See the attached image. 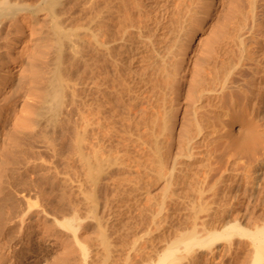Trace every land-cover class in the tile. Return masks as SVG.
I'll return each instance as SVG.
<instances>
[{"label":"rangeland","instance_id":"rangeland-1","mask_svg":"<svg viewBox=\"0 0 264 264\" xmlns=\"http://www.w3.org/2000/svg\"><path fill=\"white\" fill-rule=\"evenodd\" d=\"M25 1H26V3H25ZM25 1H24V3L26 5H27V3H31L34 1L33 3L28 5V6H30V9L32 10V11L29 10L30 16H28L29 14H27V22H28L27 24H29V25H27V27H29V28L24 29L25 33H26V34L24 33V36L21 35L22 36L21 38H24V42L28 36H30V38H31L30 39L28 37L31 41V42H29V44H28V41H29L28 38H27L26 44L24 43L25 46L28 44L26 46L28 48V50L25 47L26 51H24L25 50V48H23L24 44L23 45L21 44L22 39L20 40L21 43L19 42L17 44V42H16L17 37L16 36L18 33L16 34V36L14 34H12L11 36L12 37L14 36L13 38L11 36H10L11 38L8 37V39H10L9 42H11V43L13 42L12 44H14L15 45L14 47H16V49L14 48L12 50H9L8 53H6L7 52L6 50H8V49H6V47L8 48L6 42H3L2 40H0L1 41L0 42V52L3 51V53H4V54H2L4 56L3 57L4 58V60H3L4 65L2 68L6 69V72H3L4 75H2L3 78L0 79V86H2V87H0L2 90L0 92V95L4 94L3 97H6V98L10 97L9 99L11 100V103L12 104L15 103L14 110L20 109L21 106H23L24 110H25L23 117L19 118L17 120L16 124L13 123L15 120L14 117L11 119L10 126L7 128V132H5L6 127L3 125V123L0 122V189L2 188L0 190V205H1L0 211L2 212V213L0 212V214H2V215H0V264H144V263L149 264V261H152L150 264H152L153 262L159 263V260L163 256L161 252H164L166 250L165 248L167 247V245L173 244L171 246H176V247L184 245V244L180 243L181 240H183V239H181V238L178 239L177 237H181V236L183 237V233L184 234L186 233V231L184 230L185 227H186V230L188 232V229H189L188 225L190 224V226H191V224L193 223V222L191 223V220L196 221V223H198V225L200 224L201 226L200 225L198 226L200 229L204 228V230L207 229L208 231H209V228L211 231H214L215 229H217L216 231H217V233L219 232V234H216L217 237H215L214 240L210 236V238H209L210 240H208V239L206 240L208 242V244L205 241V242H203V245H197V244L189 245L186 248V249H189L187 252H186V249H184L185 248L184 246H182V247H184L183 248L184 250L181 249L182 247L180 249L178 247V250H179L177 252L178 254L175 253L176 254L175 260L177 262L174 261L176 264H254L253 262H254V258H255V252H256L255 249H257L256 247H258L260 245V238L262 237L261 234H259V236H258L256 233H258L259 231L264 229V191H263L264 186H263V188H260L259 190H256L254 192L255 193V194H253L254 198L252 197L250 201L243 198L242 195H240V193H242V190H239V196L238 197H234L236 193H234V194L232 193L233 197H230V198L226 197L224 199V197H222L221 195H217V197L215 196V198H214L213 195H208L207 200H202L200 197H197V194L195 193V191L193 189L191 190V188H190L191 186H190L189 189L188 188L184 189L185 190L184 192H186L188 190L187 193L189 194L188 197H190L189 198L190 201H188V198H187L184 202L182 201L181 205L178 203L179 206L174 205V208H172L171 204H169L170 203L169 202L170 201V199H169L170 195L168 192H171L172 191L171 188L173 189L174 187L169 186L171 188L170 189L167 188L168 184L166 185V179L169 176L164 171H161V173L162 172L166 173V176L164 174H160V170L158 169V171H159L158 173L160 174L161 181H160V179H158V182H157V180H156V178H158L157 177L158 174L156 173L157 170L154 173L155 169H154V167L152 168V166H154V165H156L157 167L159 166L158 160L160 157H161V159L163 158V156H164L163 152L166 153L165 155L167 157H164L163 160L160 159L159 162L160 161L164 162V159L166 160L167 158H169L171 153L175 154L176 152L177 153L180 152L177 145L174 146L172 144V142H175L178 140V138H176V137H178L177 136V134H178L177 130L180 127L179 123L186 121V120L184 121V114L182 111L183 106L182 105H176L179 102L176 101L175 99H173V100H175L176 104L174 103V101H172L171 105L167 104V106H169L168 108L166 107V105H161V101L156 100V98H152V101H153L152 102L151 97L155 93L156 94L154 97H156V95L157 96H160V94L162 95V91H160L161 89H159L160 88L159 87V85H160L159 78L153 77L151 79L150 77L149 78L147 77L146 80L144 81V83H145L148 80L145 83L147 85H145L142 82V83L138 84V86L136 88V85H134L135 83L132 82V80L134 78H137V75H138L137 73L139 71V68H136L134 65H130L129 62L126 64V66L124 64L125 69L123 71L122 79L124 78V79H126V81L123 79L124 83L121 82V84H120L122 86V87L120 86L121 88H119V85L115 81V79L110 78V82L108 84L104 85L103 87L100 86V84L95 85V88L98 87V89H95L96 91L93 90L94 85L92 84V81H91V75L89 76L90 72L88 71V66H87V64L89 63V54H87L88 47H86L87 46L86 41H85L86 38L84 37L85 28L87 27V24H86L87 18L85 19L84 17H82V15L84 13L82 11L85 10V14H86V12H88L86 10H88L87 7H89L90 0L89 1L88 0H82V1L79 0L78 2H76L77 0H74L76 5L80 4L79 7L75 6V10H74V8H72V1L73 0H70V2H69V0H66V1L65 0L64 1L63 0H58V1H56V0H53V1L36 0V2H35V0H25ZM37 1H39V3ZM83 1H85V2L88 1L89 4L85 3V2L83 3ZM245 1L241 0L239 3V0H238L237 4H239V5L237 6V8L239 7V9H237L235 7L236 8L235 10H234V6H232L233 0H219V1L218 0H209V2H208V0L199 1V4H198V6L200 5L199 8H201L202 5L204 6L203 8L199 9L200 10L199 12L201 14L198 15L199 18L196 17L197 22L193 23L194 22L193 21L191 26L186 27L187 29H185V35H188L187 36L188 39L191 38L189 40L191 42H188L187 37L183 36L182 40H184V39H186V40H184V41L180 40L181 43L179 42L178 45H181V47L177 46L178 48L177 47L175 48L176 51H177V49L183 48V51L181 52V50H179L178 52L175 53V50H174L173 54H172V57H175V58L177 56V53L179 54V56H177L176 59L173 58L175 60L171 61L170 69L175 64L176 66L174 65L172 69L173 70L177 69V70H175L176 73L178 75H180V73H181V75L180 76L177 75L176 81H174L173 84L170 85V88L173 85H174V87L177 86L178 88L175 87L176 89H174V87H172L170 92L173 91L172 93H174V91H175V93H176V91L179 90V91H177L178 93L179 92L182 93L184 91L182 94L183 95L186 94L185 90L186 89L188 90L187 86L189 85V83L192 81L194 82L196 80V79H194V77H192L193 75H195L196 72H194L193 75L191 74L189 77L191 70H193V71L195 70V71L199 72L200 70L198 69V67H200V69H201L202 65L206 66V63L210 67L211 60H213L214 58H219L218 60L221 59V61L224 62L225 65L223 63L221 64V62L219 61L221 64L220 68L221 67L222 68L219 70V67H217L218 68L217 72H216V70H215V72L213 71L212 74L215 73L214 77H219V79H221V78L226 79L227 78L226 81H228L227 84L230 88L235 89L234 91L241 92L243 95L246 96V100L248 98L247 104L249 106L252 105L250 107L248 106L249 109L250 108L252 109L254 101L255 102L257 101L256 104L258 105L257 106L258 109L256 111V115L258 118L262 119V121L264 122V102H263L264 101V89H263L264 85L261 86L262 84H264L263 83L264 82V79H263L264 72H260L263 74L259 75V70H262V71L264 70L263 69L264 68L263 67L264 66V64H263L264 63V55H261L264 53V50H263L264 49V0H254L255 2H253V0H247L246 2H248V3H246ZM250 1L253 3H251ZM22 2H23V0H22ZM202 2H203V4L201 5ZM75 3H73V6L75 5ZM81 3H82V5H81ZM254 3H255V5H250V4H254ZM84 4L87 7L83 8L82 6ZM233 5H235V2ZM230 6L233 8L234 11H236V13H238L240 10H242L243 11L242 15L245 14L247 17L245 15L244 16L248 20L247 22L245 20L243 26L244 25L245 26L247 25V26L245 28H242V30L240 32V35L242 34L241 35L242 37H241V42H239V43H241V44L239 45V43L235 42V46L233 45L234 43L232 44V47H231V44L229 45L230 48H233V49H230V48L229 49H230V51L232 50V52L230 54H233L234 56L233 55H231V56H233L234 58L231 57L229 53H227L228 55L226 57L225 56L226 53L220 52V51H222V49L219 46L220 42L216 40L218 43L217 46H219V47H217L216 46L217 43H216V41H214L217 36H218L217 39L220 40L219 37L220 36L222 37V35H223L222 32H221L222 35H219L221 29L219 28V30H220L219 31L217 29L218 26H215V25L218 23V21L223 22V18H225L226 16L230 17V15H227V13L229 14V12H227V10H226ZM250 6H253V8L251 9ZM36 8H37V11L41 8L42 9L38 13L36 11ZM49 8L54 9V10L56 9L55 11L54 10L52 11L54 14L50 11L51 9L48 10ZM69 8H72V9L70 10ZM232 8L230 9V12H231ZM80 9L82 11H80ZM251 10H253V11H251ZM30 11L32 14H33V11H36V12H34L36 16L35 15L33 16L30 13ZM70 11H72V12H70ZM51 13L54 16H56L57 19H55V20H58L59 22L61 21L60 22L61 25H64L63 26L64 31L66 30V26L69 27L66 31L71 32L74 29L73 31H75L74 33H76V34H74L73 32L70 33L71 35H72V33L74 34L71 36L72 40L79 33L78 36L81 37L82 39L80 40V38H79V41H77V42L72 41L71 43L74 46H72L71 43H69V45H70L69 47H72V48L75 47V48L72 49V48H69L68 45H65L66 47L65 46L64 47L66 48L67 52L64 49L62 51V48H61L62 44L59 45L58 37H55L57 35L54 34L53 30L48 29V27L51 28L52 21L54 20L53 15H52V17L50 16ZM71 13H73V14L75 13V14L72 15ZM236 13L234 12L235 15H237ZM45 15L49 16V19H51V20H49L48 17H46ZM32 16L35 18L32 19L31 18ZM62 16L64 18H62ZM73 16H76V18ZM83 16L87 17V14L83 15ZM37 17H39V20ZM42 18L45 20H43ZM226 18L224 19V22H225V20H228L227 22H229V23L227 25L229 26L231 24L230 21L233 22L232 21L233 18L230 17V19H232L230 21H229V18L228 19H226ZM71 19H73V21ZM70 20L72 21V25H71V23H69V22H71ZM66 21L68 24H64V22L66 23ZM216 21H217V23H216ZM35 22H37V24ZM46 22L48 24H46ZM222 22L220 24H222ZM11 23H12V21L10 22V20L9 21L7 20L2 25L3 27L0 26V30H2V31H0V38L3 37L1 35L7 36L9 34V31L10 30L12 31V29H11L12 24ZM245 23H247V24H245ZM220 24L218 23L217 25H220ZM223 24H222V29H223L222 31L230 28V27L228 28V26L226 25L227 27L224 29V26L226 23L224 24V26H223ZM73 26H75V27H73ZM5 27H6V30L9 28L7 30L8 32L5 30ZM213 27H214V29H213ZM215 27L219 31L218 35H216L217 32H214V31H216ZM231 27H233V24H231ZM188 29L189 30L192 29L191 30L192 32L191 31H190L191 33L189 31L187 32ZM27 30H28V32H27ZM36 30H38V31L40 30V31L39 32L37 31V33H35ZM208 30H209V32H208ZM212 30H214V31H212ZM207 32H208V34H207ZM28 33L29 34L34 33V34L28 35ZM50 33H51L52 37H51ZM82 33H83V35H80ZM213 33H215V34H213ZM37 34H38V36H37ZM189 34H191V35H189ZM53 35H55V36H53ZM206 35L209 38V41H211V42H209V45H208V43H206V44L204 43L205 38H203L202 39L203 41H201V38L206 37ZM15 37H16V39H15ZM18 37H20V34H18ZM46 37H48L50 40H48V38H46ZM213 37H215V38H213ZM13 40H15L16 44ZM32 40H33V42H32ZM53 40L55 42H53ZM199 40H200V42H199ZM206 40H208V39H206ZM80 41H83V45H82V42H80ZM56 42L58 43L57 45H56ZM183 42H184V44H183ZM201 42H202V44H199ZM214 42H215V44H214ZM257 42H258V45H257ZM43 43H45L46 45H42ZM185 43H187V44H185ZM244 43H246L245 44L246 47L244 46ZM1 44H2V46H1ZM77 44H78V46H77ZM188 44H190V45H188ZM4 45H5V47H3ZM53 45H56V46H53ZM84 45H86V46H84ZM182 45L183 46L186 45V47L184 46L186 48V50L184 49V47ZM205 45H207L208 49L205 47ZM211 45H212V47L216 46L217 49L213 48L212 50H215L216 53L218 52L222 56H220L218 53H217V55L214 54L213 51L210 50ZM238 45L241 47V50H240ZM29 46H30V48H29ZM39 46L41 47L42 51H40ZM44 46H48L49 50L47 47L44 49ZM35 47L37 48V50H34ZM51 47H53V48L55 47L54 49L56 52ZM20 48H21V51H20ZM218 48H219V50H218ZM69 49H71L73 51H78V49H80L82 51V53L85 52V55L87 54L88 56H85L84 53L83 54H77V52H74L76 55H73L72 54L73 51H70ZM201 49H204V50H201ZM29 50L33 51L32 53L35 52V55L33 54V56L31 57L30 55H32V53L30 52L31 53L30 54ZM43 50H46L47 52L44 51V53H43ZM197 50L199 52H197ZM37 51H38V53L36 54ZM50 51H52V54L50 53ZM192 51H194V52H192ZM239 51L242 54L244 53L243 56H240L242 54H240V55L238 54V53H240ZM16 52H17V54H16ZM21 52H22V55H21V57H19ZM53 52H55V53H53ZM28 53H29V55H28ZM39 53H41V54H39ZM45 53H48V54H45ZM211 53H213V54H211ZM11 54H13V55H11ZM206 54H209V56L210 55H212V56L216 55L217 57L213 56L214 58H212L211 56L210 57L206 56ZM255 54H256V56H255ZM41 55L44 56L42 58V60H41ZM49 55L50 56L54 55L56 57V59H54L55 57L53 56V60L56 61V63L53 60L51 61L52 58ZM77 55L78 56L81 55L83 57H81V56L78 57ZM37 56H39L40 58ZM46 56L48 57V59L46 58ZM203 56H206L207 58L203 57ZM229 56L231 58H233L232 59L233 61L231 60V58ZM236 56H237V58H236ZM244 56L246 59H244ZM260 56L263 58L262 59L263 61L261 60ZM84 57H85V59H84ZM197 57H200V58H198L200 60L206 58V60L204 59L206 62L203 60L205 64L203 62H201L202 64L200 66L199 65L200 62H198L200 60H196ZM208 57L210 58V62H209V60H207ZM238 57H240V58L238 59ZM45 58H46V60H44ZM77 58H79V59H77ZM222 58H225L226 60H227V58H229L230 60H229V62H228V60L227 61L225 60L226 61L225 62L224 59H222ZM257 58L260 60V62L258 61ZM67 59H69L68 61H70V62H68ZM5 60H7L6 63H5ZM26 60H28V61H26ZM86 60H88V62H86ZM179 60L181 62L180 63V69L177 66V64L179 63L178 62ZM189 60H191V61H189ZM194 60H196V61H194ZM237 60H239V61L241 60L240 63H239V61L237 62ZM24 61H26V63ZM72 62H73V64H72ZM81 62L87 63V64L83 63V66L86 65L85 66L86 68L82 67ZM192 62H193V65H195L194 62H198L197 63L198 67H197V65H195L197 67L196 69H198V70L194 69V66H192ZM227 62H228L229 66H227V64H226ZM230 62L232 64H230ZM24 63L28 64V65H25ZM67 63L70 65V67ZM74 63H75V66H74ZM17 64H18V66H17ZM181 64H183L184 66ZM43 65H45V67H43ZM78 65H80V66H78ZM26 66L28 67L27 70L30 73L28 71H26V69H25V68H27ZM51 66H53V67L51 68ZM127 66H130V67H127ZM187 66L189 67V69ZM191 66H192V68H191ZM205 66H203V69H202V71L205 69L204 73L199 72V75L197 73H196V75L200 76V74H201V77L203 76V78H205L204 77L205 72L208 70L206 75L211 77L209 67L208 66L205 67ZM61 67L66 68L68 70V71L66 70L67 72L64 71V74H63L64 76H62L61 80H60V83H64L65 85L58 83L59 85H57L58 87H56V86L52 85L53 82L51 80L53 79L52 77H54L56 71L58 69H61ZM226 67H228V69H226ZM206 68H208V69H206ZM50 69H52V70H50ZM70 69H72V70H70ZM47 70L50 71V73L48 72V75H47ZM125 70H127V71H125ZM83 71H85L84 74H82ZM86 71H88L89 73L88 72L86 73ZM128 71H129V73L132 74L133 77L132 76L130 77L131 74L129 75ZM218 71H219V74H218ZM221 71H223V72H221ZM52 72L54 75L51 74ZM132 72H134L135 75H133L134 73H132ZM182 72L184 73V75H182ZM220 72H221V74L225 73L223 75L224 76L226 75V77L223 78V75H220ZM41 73H44L43 74L44 77L41 76L42 75ZM255 73H257V74H255ZM27 75L31 77L30 79H32V81L30 80V82H31V87L33 88V90L30 92L35 93L36 91H38L33 95L31 93V95L29 97H25V95L27 93H26L24 86H23L24 83H28L25 79V76H27ZM49 75H51V76H49ZM84 75L86 76V78L84 77V78L80 79ZM196 75H195V77H197ZM37 76H39V82H42V84H39V82L37 80L38 79ZM47 76L50 77V79H48ZM208 76L206 78H208ZM128 77H130V78H128ZM181 77H182V79H181ZM257 77H259V79H261V80L257 81L256 80ZM34 78L37 81L34 80ZM46 78H47V80H46ZM87 78L91 82V84H89V85H87L89 83ZM131 78H133V79H131ZM191 78H193L194 80H192ZM128 79H130V80H128ZM149 79H150V81L154 80V84L156 87L159 84L158 87L156 88L154 86L153 82H150ZM157 79L159 82L157 81ZM184 79H186V82ZM112 80L115 82H113ZM197 80H199V82H200L201 79L197 78ZM64 81H66V82H64ZM177 81H179V82L177 83ZM229 81H231V82H229ZM256 81H257V83H259L258 86H255V84L257 85V83H255ZM50 82L52 84H49ZM111 82L113 83V85ZM175 82H176V84H175ZM80 83H83V84H81V86H80ZM128 83H130V84L133 83V84L129 85ZM180 83H182V84H180ZM194 83L196 84L197 81ZM149 84H150V86H148ZM151 84L153 86V88H152L153 91L148 92V91H150L149 88L151 87ZM177 84H179V85H177ZM107 85H108V88L106 87ZM109 85H110V87H109ZM114 85H116L115 86L116 88L114 87ZM123 85H124V87H123ZM52 86L56 89V91L58 90V92H60L58 99H56L54 101H50L49 95H47L48 94L47 90H49L48 88H51ZM74 86H77V87H74ZM91 86L93 88H91ZM142 86H143V89L141 88ZM160 86H162V85H160ZM180 86L182 87V89ZM260 86L263 87L262 88L263 90L261 89ZM18 87H20V88L18 89ZM63 87H64V89H63ZM113 87L116 90H114ZM129 87L131 90L129 89ZM138 87L141 89H139ZM46 88H47V90H46ZM110 88H112L113 90ZM117 88H119L120 91L122 90L123 93L121 92V96L124 97V100L120 96V91ZM126 88H127V90H126ZM132 88H134V89H132ZM90 89H92V90H90ZM109 89H110V91H109ZM138 89H139V91H138ZM154 89L156 91H154ZM78 90L81 92H79ZM100 90H101V93L103 91L102 94L99 92ZM132 90H133V92L138 91V95H140V97L138 95H136L137 93L134 94L132 92ZM140 90H142V92ZM92 91H94L95 94ZM116 91L119 94H116ZM129 91H130V93H129ZM259 91H261V93ZM46 92H47V94H46ZM85 92L87 95L84 94ZM90 92H91V95H90ZM126 92H127V94H126ZM139 92H141L142 95H141V93L139 94ZM157 92H158V94H157ZM258 92H259V95H258ZM74 93H75V95H74ZM78 93L81 94V97H79L80 94H78ZM98 93H100V96H98L99 95ZM108 93L110 94L111 97L109 96ZM145 93H147V94H145ZM148 93H149L150 97H149ZM178 93H176V94H178ZM256 93L259 97L260 96L262 97V98H260V100H258L259 97L256 95ZM22 94L23 95L25 94V95L23 96ZM70 94L73 97H70ZM104 94H105V96H103ZM106 94H108V95H106ZM115 94L117 95L116 98H114ZM129 94H130V96L128 97ZM176 94H173V95H175L177 97ZM113 95H114L113 98L115 100L111 99ZM134 95H136V96H134ZM173 95H172V98L175 97V96L173 97ZM20 96H22V97H20ZM92 96H93L94 100H91ZM144 96H145V98H144ZM31 97H33V98H31ZM160 97H158V99H160ZM22 98L23 99L25 98L24 102H23ZM26 98L27 99L31 98V99L27 101ZM109 98L111 100H109ZM117 98L119 99L118 101H120L119 103H118V101H116ZM141 98H143V99H141ZM62 99H64L66 101V102L64 101V104H63ZM72 99H74V100H72ZM87 99H90L91 101H89ZM139 99H141V100L139 101ZM146 99H148V101ZM121 100H122V102H121ZM16 101H17V103H16ZM123 101H125V102H123ZM126 101H127V103H126ZM138 101H139V103H138ZM142 101H143V103H142ZM149 101H151L150 104H149ZM155 101H156V103H157V101L158 102L160 101L159 104L157 103L159 106L156 103H154ZM26 102L28 105L26 104ZM72 102H73V104H72ZM99 102H101V103H99ZM109 102L112 103V104H110V106L108 105ZM260 102H262V103H260ZM44 103H45V105H44ZM98 103H99V105H98ZM153 103H154V106L156 107V109L158 108L157 110L159 112H161L162 114H163V112L167 111V109H168V111L171 110L169 108H172V106L174 104L176 105V107L173 106V108H172L173 111H169L171 114L169 112H167V114H165L166 113L165 112L163 115V117L165 115L167 117L168 114L170 115L167 118L165 117L167 119V121H169V125L165 121L166 119H164L162 116L161 117L163 118V120L161 119L159 113L157 115H155L156 109L154 106H152ZM106 104H107V106H106ZM140 104L143 106L141 107L142 109L139 108V110H140L139 111L138 107L141 106ZM95 105H96V107H95ZM25 106H27L29 108L27 109V107H26V109H25ZM31 106H33V107H31ZM100 106H102V108L105 106L103 109L107 110V112L105 110H101L102 108L100 109ZM146 106L147 107L149 106V108H147ZM150 106H152V108H154V109L151 108V110H153V111L150 110ZM160 106L161 107L164 106L161 108L162 110L164 108V111L160 110ZM114 107H115L116 111L113 109ZM127 107H128V109H127ZM111 108L113 109V111H111ZM99 109H100V114H98ZM133 109L137 110L136 111L137 113L134 112L135 110H133ZM143 109H145L146 112ZM96 110H97V112H96L97 114H94V112ZM132 110L134 113L132 112ZM141 110L146 113L147 118L151 117L154 112H155L154 113L155 116L152 117V119H149V118L147 119V118H145L146 116L143 115L144 113H142ZM109 111H110V113H109ZM103 112H105L104 113L105 115L102 114L103 115L102 116L101 113H103ZM111 112L112 113L115 112V113L112 114ZM149 112L152 114L149 115ZM135 113H136V115H135ZM141 113L143 116L141 115ZM79 114L83 115V116L81 117ZM92 114H93V116L94 115H96V116H94V118H93V116H91ZM181 114H183V118H182ZM99 115H101V116L98 117ZM123 115H125V116H123ZM173 115H174L173 118L168 119L169 117H172ZM87 116L88 117L91 116V117L88 119ZM95 117H98V119L96 118V122L98 120H100V118L102 117L103 120L101 119L102 120L101 124H103V122H104L105 124L102 126L106 125L107 128L106 127L102 128L101 124H98V123L96 126H95V124H93V126H92V123H96L93 121L95 119ZM139 117H141V119ZM142 117L144 118L145 122L143 121ZM156 117H158V118H156ZM108 119H109V121H108ZM139 119L141 122L146 123V125H148V123H150L148 126H149V131L152 133V136H150V134H148V133H150L149 131H147L148 126L144 125V123L141 124ZM171 119L172 120L176 119L175 122H177L178 124L175 123L174 121H171ZM178 119H180V120H178ZM181 119H183V120H181ZM85 120H89L88 122H91V124L89 123L91 125L90 127H89L88 122H86ZM106 120L108 123L105 122ZM149 120H150V122H149ZM153 121L154 122L155 121L156 122L161 121L162 123L161 122L160 123L162 125H163V122H165L167 125H165V123H164V126H166L167 131L165 130L164 126L162 127V129L165 130V131L163 130L164 132L161 129H160V131H157V129L159 130V128L161 126L155 127V126H158V122L156 125V124H154ZM72 122H74V123L72 124ZM170 122H171L172 126L173 125L174 126L169 127L170 128V130H169L170 133H169L168 132L169 128L167 129V127L171 126ZM152 123L154 124L155 129L157 128L156 130L154 129V127H152V125H153ZM160 123H159V125H161ZM184 124L185 123H182V125H184ZM98 125L100 126V128ZM143 126H145V128H147V129L144 128L145 129L144 131L142 130ZM85 127H86V129H84ZM80 128L82 131L80 130ZM137 128H139V129H137ZM174 128H175V130H174ZM96 129H97V131H96ZM172 129H173V131H172ZM180 129H181V127H180ZM180 129L178 130V132L180 131ZM155 131H157V132H155ZM144 132L148 134L147 135L148 138L150 136V138H149V140L151 139L150 141L146 139L147 137L144 135L145 134ZM166 132H168V134ZM140 133L141 134L144 133V134H142L143 136H141ZM153 133H154V137L157 136V138H154L153 141H155V142L151 143L152 138H153ZM158 133H159V136L156 135ZM169 134H171V135H169ZM163 135H164V137H163ZM73 136H76V138L74 139ZM168 136L169 137L171 136L170 140H168ZM139 137H141V140L139 139ZM142 137H143V139L145 138L148 142L145 139L144 140L146 142L145 141L143 142ZM166 137H167V139H166ZM163 138L165 141L163 140ZM175 139H177V140H175ZM138 141L140 143L142 141V143L145 145L147 143L146 148L148 147L149 142H150L149 143L150 145H153L154 143L158 145V142H159V145H158L159 152L157 150V146H155L156 149H154L155 147L152 148V146L150 149V145L148 147L150 150H148V148L147 149L145 148L146 150H144L143 148L145 146L143 145L144 147L141 148L142 144H139ZM160 141L165 142V143L163 142L164 144L162 143L163 147L162 146L160 147V145H161ZM166 141H168V142L170 141L171 143L169 142V144L166 145ZM73 142L77 143L78 145L74 144ZM125 144L127 145L126 147H125ZM170 144L172 146H174V148ZM166 146L169 147L168 152H166V150L168 148ZM160 148L162 151L160 150ZM175 148H177L178 150ZM142 149L144 152H142ZM225 149L226 148H223L220 150V152L217 154V158H214L213 156L209 159L206 158L207 160L205 158H203L201 160L202 161L201 164L203 163V161H204L203 165L208 164L209 162H216L217 161L219 165L225 163L228 165V167L231 170H233V168L235 169V168L239 167V166L237 167V165L240 164V163L237 164L238 161L241 163H243L244 161H247L246 159H243L244 161H240V160H238L237 156H234L235 158L230 156L229 154H231V155H233V154L230 151H228V149H227V151ZM69 150H70V152H69ZM146 151L147 152L152 151L153 153L149 152L151 155H148ZM169 151H171V152L169 153ZM79 152H81V153H79ZM138 152H139V154H138ZM227 152H229V153H227ZM141 153H142V155H141ZM143 153L145 154L144 155L145 157L143 156ZM156 153L157 154L162 153L163 156L162 155L161 156L156 155ZM152 154H153V156H152ZM146 155H147V157L148 156H152V157L151 158L148 157V159L146 160L145 159V158H147ZM85 156H86V159L87 158L88 159L86 161L85 160L83 161V159H85L84 158ZM108 156H110V157H108ZM105 158H106V160H105ZM112 158L115 160H111ZM152 158H154L155 160ZM227 158L229 159V161H228L229 163L225 162V161H227ZM80 159H82V160H80ZM103 159H104V161H103ZM144 159H145V162L148 161L146 163V166H144L145 164H143V165L141 164L144 162ZM150 159L155 161V162L152 161L153 163H150L151 166H149L150 165L149 162L151 161ZM81 161H83V162H81ZM87 161H88V164L86 163ZM138 161H139V164H138ZM84 162L86 164H83ZM98 162H100L101 164H99ZM124 162H126V163H124ZM147 164L149 167H151L150 170H149V168H147ZM85 165L86 166L90 165V167L88 166L89 167L88 168ZM95 165H96V167H95ZM93 166H94V168H93ZM120 166H121V168H120ZM124 166H125V168H124ZM126 167L129 169H127ZM145 167H146V169L144 170ZM157 167H155V168L157 169ZM200 167H198V168H200ZM87 168H88V170H87ZM141 168H143V169H141ZM95 169H96V171H95ZM147 169H148V171H147ZM151 169L153 170V174H152ZM199 170H201V172H202L201 168ZM84 171H85V174H84ZM97 171H99V173ZM149 171H151V172H149ZM263 171H264V169H263ZM87 173L90 174L89 178H87L89 175ZM151 174L153 176H154V174H156L155 175L156 177H153ZM91 175H93L92 176L93 179L91 178ZM96 177H98V178L96 179ZM148 177H149V179H148ZM163 177L165 178V181H164ZM199 177H201V176H199ZM263 177H264V174L260 177L262 179V183L264 185ZM152 178H155V181H153L154 179H152ZM90 179H91V181H90ZM119 179H120V182H119ZM10 180H11V182H10ZM159 181H160V184H159ZM1 182H2V184H1ZM94 182H96V183H94ZM163 183L165 184V185H163L164 188L161 186ZM8 184L12 187L10 188V186ZM7 185H8V187H7ZM219 186L221 188V185H217L216 188H219ZM161 187H162V190L163 189L165 190L166 193L163 191L165 193V195L163 192H162L163 194L161 193L162 195L160 194V192L162 191V190H160ZM165 188H167L168 190ZM141 189H143V190H141ZM190 190H191L192 194H190ZM195 194H196V196H195ZM206 194H212V191L209 190V192ZM165 196H167V199L165 198ZM193 196H195V197H193ZM196 197L198 198V200L200 199V201H197ZM209 197H211V199ZM193 198H196L195 200H193L196 203L191 200ZM151 199H152V201H150ZM197 202L199 205H197ZM208 202H209V204H208ZM191 203H195V204L191 205ZM221 205H222V207H221ZM231 205L232 206L234 205L233 206L234 208ZM145 206H147V207H145ZM192 206H194V208ZM195 206H196V209H195ZM197 206H198V208L200 207L199 210H197ZM201 206L202 207L205 206V207L201 208ZM226 207H228V208L231 207V208L228 209ZM185 208H186V210L188 208L189 212L193 209L197 210L198 212H200V211L201 212L198 213L196 211L197 215L196 214L191 215L190 214L191 212L189 213L188 210L186 212ZM202 209H204V210H202ZM172 210H173V212H171ZM174 210L178 211V212H175ZM214 210H215V212H214ZM180 211H181V213H179ZM240 211L242 213L244 212V214H245L244 215L245 220H244V222H242V226H243L242 230L240 229L239 231L238 230L234 231L232 229L231 230L230 229H227V230L224 229L223 224H221V223H223L224 221H227V220H234L235 217L237 216L236 214ZM220 214H222L223 216ZM185 215L186 216L189 215V216L186 218ZM230 215H231V217H230ZM189 217H190V219H189ZM195 218L197 220H195ZM155 219H157V220H155ZM70 220L72 221V223H70ZM186 220H188V221L186 222ZM218 221H219V223H218ZM66 222L67 223L69 222V224H67ZM113 222H115V223H113ZM188 222H190V223L188 224ZM69 225L70 226L74 225L73 227H74V229L76 228L75 230H77V231H75V230L73 231V227L71 226V228H70ZM186 225L188 226V228ZM176 230L179 232H177ZM207 233L208 232L202 233L203 239H205V237L207 235H209ZM106 235H108V236H106ZM204 235H206V236H204ZM200 236H201V234H200ZM255 237L257 239L256 241H255ZM174 239L177 241L179 240L180 242L178 241L179 243H177V245H176V242H174L175 241ZM106 242H108V243H106ZM111 242H112V244H111ZM80 243H81V246H83V247L80 246ZM201 243H202V241H201ZM86 245H88L90 247H88ZM190 246L192 248H189ZM82 250H83V252H82ZM84 250H85V253H84ZM182 251H184V253H182ZM105 252H107V254L109 253L111 255L106 254L107 255L106 256ZM94 255H95V257H94ZM263 255H264V251H263ZM177 256H179V257H177ZM84 257H86V258H84ZM124 258H125V260H124ZM154 259H156V261ZM146 260L148 262L143 263V261H146ZM179 261H180V263H178ZM162 262H165V261H162ZM162 262H160L159 264H162ZM260 264H264V261L261 262Z\"/></svg>","mask_w":264,"mask_h":264},{"label":"bare ground","instance_id":"bare-ground-1","mask_svg":"<svg viewBox=\"0 0 264 264\" xmlns=\"http://www.w3.org/2000/svg\"><path fill=\"white\" fill-rule=\"evenodd\" d=\"M24 1L25 0H23V2H22V0H0V26H2L3 24H4V22L5 21H9L10 20V22L12 21V25H11V29H12V31L10 32L9 31V36L7 35H1V36H3L2 38H0V40H2L3 42H6V44H7V46H8V48L6 47V49H8V50H6L5 52L6 53H8V51L9 50H12V49H16V47H14L15 45L14 44H12L11 42H9V40L10 39H8V37H10L12 34H14L15 36H16V34L18 33V34H20V37H18V34H17V39H16V37H15V39H16V42H17V44L20 42V40H21V44L23 45L24 43L26 44V42H27V38L29 37L30 38V36H28V35H32V34H34V33H31V34H29L28 33V37L25 39V42H24V38H21L22 36H24V33H25V30L24 29H26V28H29V27H27V25H29V24H27L28 22H27V14H29V10H31L30 9V6H28L29 4H31V3H33V2H31V3H27V5L25 4L26 3V1H25V3H24ZM40 1V0H39ZM39 1H37L38 3H39ZM45 1H53V0H45ZM56 1H58V0H56ZM64 1V0H63ZM66 1V0H65ZM79 0H77L76 2H78ZM82 1V0H81ZM89 1V0H88ZM85 2V1H83V3L85 2V3H88L89 4V2ZM199 1H201V0H90V4H89V7H87V6H85V4L82 6L83 8L84 7H87V9L88 10H86V11H88V12H86V14H87V17H85V16H83V15H86L85 14V10L84 11H82L81 9H80V11H82V12H84L83 13V15H82V17H84L85 19L87 18V27L85 28V32H84V37L86 38V44H87V46L86 45H84V46H86V47H88V52H87V54H89V63L87 64V63H84V64H87V66H88V71L90 72H88V71H86V73L88 72L89 73V76L91 75V81H92V84L94 85L93 87L91 86V88H93V90H95V89H98V87L97 88H95V85H99L100 84V86H104V85H106V84H108L109 82H110V78L111 79H115V81L118 83V85H119V88H121L122 86L120 85L121 84V82H123V79H122V76H123V71H124V64H125V66H126V64L129 62V64L130 65H134L136 68H139V71H138V75H137V78H131V79H133L132 80V82H134L135 84L134 85H136V88H137V86H138V84H140V83H144V81L146 80V78L148 77H150L151 79L153 78V77H157V78H159V81H160V85H162V86H160L157 82V84L159 85V89H161L160 91H162V95L160 94V96H157L156 95V97H154L155 96V94L151 97V101H152V98H156V100H160L161 101V105H166V107L168 108L169 106H167V104H170L171 105V102L172 101H174V103L176 104V102H175V100L176 101H178L179 103H177L176 105H182L183 106V109H182V111H183V114H184V121L185 122H181V123H179L180 124V127H181V129H180V127H179V129H180V131L178 132V130H177V136L178 137H176V138H178V140L177 139H175V140H177V141H175V142H172V144L175 146V145H177V147L179 148V151L180 152H176L175 154H173V153H171L170 154V156H169V158H167L166 160L164 159V162H162V161H160L159 162V160L161 159V157L159 158V160H158V167L156 166V165H154V166H152V168L154 167V173H155V171L157 170V174H158V178H156V180H157V182H158V179H160V181H161V177H160V174H164L165 176H166V173H167V175L169 176V177H167V179H166V185L168 186L167 188L168 189H170L171 187H169V186H173L174 188L172 189L171 188V192H168L169 193V195H170V197H169V199H170V203L169 204H171V207L172 208H174V205L176 206V205H178V203L181 205V203H182V201L184 202L187 198H188V201H190V197H188L189 196V194L187 193L188 192V190L186 191V192H184L185 190V188L187 189H189V187L191 188V190L193 189L194 191H195V193L197 194V197H200L202 200H207V197H208V195H213L214 196V198H215V196L217 197V195H221L222 197H224V199L227 197H233V195H232V193L234 194V193H236L235 194V196L234 197H238L239 196V190H242V193H240V195H242V197L243 198H245V199H247V200H251V198L253 197V194H255L254 192L256 191V190H259L260 188H263V183H262V179L260 178L263 174H264V171H263V169H264V122L262 121V119H260V118H258L257 117V115H256V111H257V104H256V102L254 101V103H253V108L251 109H249V107L250 106H252V105H248L247 104V100H248V98H247V100H246V96L245 95H243L241 92H237V91H234L235 89H232V88H230L229 86H228V84H227V82L228 81H226V79H222L221 77V79H219V77H214V74H212L213 73V71L215 72V70H216V72H217V70H218V68L217 67H219V70L222 68H220V65L223 63L224 64V62H222L221 61V59L220 60H218L219 58H214L213 56H215V57H217L216 55H217V53L215 52V50H212L213 48L215 49H217V47H219L220 46V48L222 49V51H220V52H224V53H226L225 54V56L227 57V53H231L232 52V50L230 51V49H233V48H230L229 47V45L231 44V47H232V44L235 46V42H237V43H239V42H241V35H240V32H241V30H242V28H245L246 26L244 25L243 26V24H244V22H245V20H246V22L248 21L247 19H246V17L244 16V15H242L243 14V11L242 10H240L238 13H236V11H234L236 8H237V6L239 5V4H237L238 2V0H233V4H234V2H235V5H233L232 4V6H234V10H233V8L230 6L229 8H227L226 10H227V12H229V14L227 13V15H230V17L231 18H233V20L232 19H230V17L228 16H224L226 19H228L229 18V21L230 20H232L233 22H231L230 21V23L231 24H233V27H231V24L228 26L227 24L229 23V22H227L228 20H225V22H224V19L225 18H223V22H222V24L224 23H226L225 24V26H224V24H223V26H224V29L228 26V28L229 29H226V30H224V31H222L223 29H222V24H220L221 22L220 21H218V23L220 24V25H217L218 23H217V21H216V25L215 26H218V30H219V28L221 29V31H220V33L222 32L223 33V35H222V33L220 34L219 33V35H222V37L220 36L219 38H220V40H218L217 38H218V36L216 37V39L214 40V41H219L220 43H219V46H217L218 45V43H217V41H216V46L215 47H212V45H211V48H210V50H212L213 51V53L214 54H216V55H210L212 58H214L213 60H211V63H210V67L207 65V63H206V66H208L209 67V70H210V73H211V77H209L208 75H206L207 74V72H208V70L205 72V78H203V76L201 77V74H200V76H198L199 75V72H203L204 73V70L202 71V69H203V66H205V65H202V68L200 69V67H198V62H200L199 63V65L201 66V62H203L204 63V61L206 60V56H209V54H206V56H203V57H206V58H204V59H198V58H200V57H197V59L196 60H200V61H198V62H194L195 63V65H197V67H198V69L200 70L199 72L198 71H193V70H191V72H190V74H189V77H190V75L192 74H194V72H196L198 75H196V73H195V75L197 76V77H195V75H193L192 77H194V79H196L194 82H196L197 81V83L195 84L193 81L192 82H190L189 83V85L187 86L188 87V90L186 89L185 91H186V94H182V93H178L177 91H179V90H177L176 91V93H178V94H176L175 93V91H174V93H172V92H170L171 91V88L172 87H174V85L173 86H171V88H170V85L171 84H173V82L174 81H176V77H177V73H176V71L175 70H177V69H172L173 68V66L175 65H173L172 66V70L170 69V66H171V61L172 60H175L176 58H177V56H179V54L177 53V56H176V58L175 57H172V54H173V51L175 50V48L178 46V47H181V45H178L179 44V42H180V40L181 41H184V40H186V39H184V40H182L183 39V36H188V35H185V29H187L186 27H190L191 26V24H192V22L193 23H195V22H197V18L196 17H198L199 18V16L198 15H200L201 13L199 12L200 10L199 9H201V8H203L204 6L202 5L203 4V2L201 3V5H202V7L201 8H199L200 7V5L198 6V4H199ZM219 1V0H218ZM240 1L241 0H239V3H240ZM243 1H245V0H243ZM247 1V0H246ZM245 1V2H246ZM35 2H36V0H35ZM69 2H70V0H69ZM208 2H209V0H208ZM251 2V1H250ZM253 2H255L254 0H253ZM253 2H251V3H253ZM50 3V2H49ZM62 3V2H61ZM73 3H75L74 2V0L72 1V8H74V10H75V6H80V4L78 5H76V3H75V5L73 6ZM246 3H248V2H246ZM36 4V3H35ZM60 4V3H59ZM63 4V3H62ZM224 4V3H223ZM34 5V4H33ZM56 5V4H55ZM61 5V4H60ZM59 5V6H60ZM81 5H82V3H81ZM250 5H255V3L254 4H250ZM58 6V5H57ZM56 6V7H57ZM71 6V5H70ZM44 7V6H43ZM55 7V8H56ZM222 7V6H221ZM236 7V8H235ZM58 8V7H57ZM56 8V9H57ZM72 8H69L70 10L72 9ZM81 8V7H80ZM232 8V10H231V12H230V9ZM250 8L252 9L253 8V6H250ZM39 9V8H38ZM42 9V8H41ZM41 9H39L38 11H37V8H36V11L39 13L40 11H41ZM51 8H49L48 10H50ZM55 9V10H56ZM60 9V8H59ZM68 9V10H69ZM237 9H239V7L237 8ZM54 9H51L50 11L52 12ZM54 10V11H55ZM58 10V9H57ZM77 10V9H76ZM32 11V10H31ZM31 11H30V13H31ZM36 11H33V16L35 15V13L34 12H36ZM49 11V12H50ZM63 11V10H62ZM238 11V10H237ZM242 11V12H241ZM251 11H253V10H251ZM250 11V12H251ZM46 12V11H45ZM59 12V11H58ZM57 12V13H58ZM70 12H72V11H70ZM79 12V11H78ZM234 12L237 14V15H235L234 14ZM44 13V12H43ZM53 13V12H52ZM51 13V17H52V15L54 14H52ZM76 13V12H75ZM74 13V14H75ZM199 13V14H198ZM207 13V12H206ZM233 13V14H232ZM42 14V13H41ZM56 14V13H55ZM64 14V13H63ZM72 15H74L73 13H71ZM70 14V15H71ZM80 14V13H79ZM219 14V13H218ZM62 15V14H61ZM78 15V14H77ZM76 15V16H77ZM233 17H232V16ZM28 16H30V14L28 15ZM31 17L32 19H34L35 17ZM36 16V15H35ZM46 17H48V19H49V16H47V15H45ZM69 16V15H68ZM76 16H73V17H75L76 18ZM53 17H54V20L52 21V24H51V28L50 27H48V29H51V30H53L54 31V34L55 35H57V36H55V35H53V36H55V37H58V40H59V45H61L62 44V46H61V48H62V51H63V49L66 51V46L65 45H68V47L70 46L69 45V43H71L72 41L73 42H77V41H79V38H80V40L82 39L81 37H79L78 36V34L76 35V37L72 40V38H71V36L72 35H74V34H76V33H74L75 31H71V32H73L72 33V35L70 34L71 32L70 31H66L69 27L68 26H66V30L64 31L63 29H64V25H61V21L59 22L58 20H55V19H57L56 18V16H54L53 15ZM81 17V18H82ZM30 18V19H31ZM38 18V20H39V17H37ZM62 18H64L63 16H62ZM70 18V17H69ZM218 18V17H217ZM29 19V18H28ZM43 19V18H42ZM47 19V18H46ZM53 19V18H52ZM61 19V18H60ZM66 19V18H65ZM68 19V18H67ZM80 19V18H79ZM43 20H45V19H43ZM49 20H51V19H49ZM63 20V19H62ZM72 21H73V19H71ZM70 20V21H71ZM196 20V21H195ZM48 21V20H47ZM65 21V20H64ZM68 21V20H67ZM67 21H66V23L64 22V24H68L67 23ZM72 21L71 22H69V23H71V25H72ZM38 22V21H37ZM37 22H35L36 24H37ZM63 22V21H62ZM86 22V21H85ZM39 23V22H38ZM19 24V25H18ZM40 24V23H39ZM43 24V23H42ZM46 24H48L47 22H46ZM74 24V23H73ZM208 24V23H207ZM245 24H247V23H245ZM70 25V24H69ZM227 25V26H226ZM37 26V25H36ZM40 26V25H39ZM221 26V27H220ZM255 26V25H254ZM3 27V26H2ZM73 27H75V26H73ZM72 27V28H73ZM206 28V27H205ZM3 29V28H2ZM9 29V28H8ZM7 29V30H8ZM76 29V28H75ZM190 29V28H189ZM187 30V32L189 31H191V30ZM213 29H214V27H213ZM216 29V27H215V30L216 31H214V30H212V31H214V32H217V34L216 35H218V30ZM249 29V28H248ZM4 30V29H3ZM5 30H6V27H5ZM6 30V31H7ZM30 30V29H29ZM80 30V29H79ZM0 31H2V30H0ZM33 31V30H32ZM31 31V32H32ZM37 31L38 30H36L35 31V33H37ZM40 31V30H39ZM38 31V32H39ZM194 31V30H193ZM8 32V31H7ZM27 32H28V30H27ZM34 32V31H33ZM49 32V31H48ZM192 32V31H191ZM190 32V33H191ZM208 32H209V30H208ZM208 32H207V34H208ZM41 33V32H40ZM53 33V32H52ZM26 34V33H25ZM39 34V33H38ZM38 34H37V36H38ZM213 34H215V33H213ZM212 34V35H213ZM254 34V33H253ZM22 35V36H21ZM40 35V34H39ZM50 35H51V33H50ZM80 35H83V33L82 34H80ZM189 35H191V34H189ZM195 35V34H194ZM202 36V35H201ZM205 36V35H204ZM252 36V35H251ZM12 37V36H11ZM10 37V38H11ZM14 37V36H13ZM12 37V38H13ZM33 37V36H32ZM35 37V36H34ZM50 37V36H49ZM51 37H52V35H51ZM83 37V36H82ZM215 37H213V38H215ZM28 38V39H29ZM46 38H48V37H46ZM203 38H205L204 39V43L206 44V43H208V45H209V42H211V41H209V38L207 37V35H206V37H202L201 38V41H203L202 39ZM31 39V38H30ZM30 39H29V41H28V44H29V42H31L30 41ZM54 39V38H53ZM187 39H188V37H187ZM191 39V38H190ZM190 39H188V42H191V41H189ZM206 39H208V40H206ZM245 39V38H244ZM47 40V39H46ZM45 40V41H46ZM48 40H50L49 38H48ZM47 40V41H48ZM52 40V39H51ZM55 40V39H54ZM53 40V42H55ZM206 40V41H205ZM14 42H15V40H13ZM1 42V41H0ZM16 42H15V44H16ZM32 42H33V40H32ZM80 42H82V45H83V41H80ZM79 42V43H80ZM187 42V43H188ZM199 42H200V40H199ZM47 43V42H46ZM49 43V42H48ZM181 43V42H180ZM187 43H185V44H187ZM25 44H24V46H23V48H25L26 46H25ZM58 43L56 42V45H57ZM75 44V43H74ZM183 44H184V42H183ZM199 44H202V42L201 43H199ZM214 44H215V42H214ZM241 43H239V45H240ZM245 44L246 43H244V46H245ZM42 45H46L45 43H43ZM48 45V44H47ZM56 45H53V46H56ZM71 45H72V43H71ZM76 45V44H75ZM188 45H190V44H188ZM238 45V46H239ZM251 45V44H250ZM257 45H258V42H257ZM1 46H2V44H1ZM19 46V45H18ZM65 46V47H64ZM72 46H74V45H72ZM77 46H78V44H77ZM76 46V47H77ZM183 46V45H182ZM185 47H186V45H184ZM183 46V47H184ZM199 46V45H198ZM3 47H5V45L3 46ZM38 47V46H37ZM40 47V46H39ZM48 48V46H44V49L45 48ZM81 47V46H80ZM79 47V48H80ZM177 47V48H178ZM184 47V49L186 50V48ZM196 47V46H195ZM205 47L208 49V47H207V45H205ZM246 47V46H245ZM22 48V49H23ZM27 48V47H26ZM26 48H25V50L24 51H26ZM29 48H30V46H29ZM43 48V47H42ZM51 48H53V47H51ZM55 48V47H54ZM53 48V49H54ZM60 48V47H59ZM69 48H72V47H69ZM73 48H75V47H73ZM72 48V49H73ZM201 48V47H200ZM230 48V49H229ZM239 48H240V50H241V47L239 46ZM77 49V48H76ZM238 49V48H237ZM250 49V48H249ZM4 50V49H3ZM27 50H28V48H27ZM31 50V49H30ZM29 50V53L31 52H33V51H30ZM34 50H37V48L35 47V49ZM47 50V49H46ZM46 50H43V53H44V51L45 52H47ZM48 50H49V48H48ZM52 50V49H51ZM68 50V49H67ZM70 51H73V50H71V49H69ZM179 50H181V52L183 51V48H181V49H177V51L175 50V53L176 52H178ZM201 50H204V49H201ZM218 50H219V48H218ZM217 50V51H218ZM239 50V49H238ZM243 50V49H242ZM264 50V49H263ZM2 51V50H1ZM14 51V50H13ZM17 51V50H16ZM20 51H21V48H20ZM40 51H42V49H41V47H40ZM39 51V52H40ZM54 51H55V49H54ZM64 51V52H65ZM206 51V50H205ZM245 51V50H244ZM15 52V51H14ZM18 52V51H17ZM17 52H16V54H17ZM56 52V51H55ZM55 52H53V53H55ZM67 52V51H66ZM74 52H77V54H83L84 53V55H85V52H83L82 53V51L80 50V49H78V51H73L72 52V54L73 55H76ZM192 52H194V51H192ZM197 52H199L198 50H197ZM240 52V51H239ZM243 52V51H242ZM263 52V51H262ZM5 53V54H6ZM12 53V52H11ZM27 53V52H26ZM29 53H28V55H29ZM30 53V54H31ZM38 53V51L36 52V54ZM49 53V52H48ZM48 53H45V54H48ZM50 53L52 54V51H50ZM174 53V54H175ZM206 53V52H205ZM213 53H211V54H213ZM234 53V52H233ZM2 54H4L3 53V51L2 52H0V79L1 78H3V76L2 75H4L3 74V72H6V69L5 68H2L3 67V65H4V56L2 55ZM15 54V53H14ZM19 54V53H18ZM33 54L35 55V52L34 53H32V55H30L31 57L33 56ZM39 54H41V53H39ZM38 54V55H39ZM50 54V55H51ZM71 54V55H72ZM85 55V56H88V55ZM185 54V53H184ZM192 54V53H191ZM219 54V53H218ZM239 55L240 54H242L241 52L240 53H238ZM244 54V53H243ZM243 54L242 55H240V56H243ZM11 55H13V54H11ZM21 55H22V52H21V54L19 55V57H21ZM27 55V56H28ZM44 55V54H43ZM49 55V56H50ZM55 55V54H54ZM54 55H52V56H50L52 59H51V61L53 60V56ZM67 55V54H66ZM65 55V56H66ZM194 55V54H193ZM220 56H222L221 54H219ZM231 55H233V54H230V56ZM246 55V54H245ZM261 55H264V53L263 54H261ZM24 56V55H23ZM40 56V55H39ZM39 56H37V57H39ZM48 56V55H47ZM46 56V58L48 59V57ZM63 56V55H62ZM68 56V55H67ZM78 56V55H77ZM79 56H81V55H79ZM78 56V57H79ZM183 56V55H182ZM186 56V55H185ZM209 56V57H210ZM229 56V57H230ZM234 56V55H233ZM233 56H231V57H233ZM255 56H256V54H255ZM44 56H42L41 55V60H42V58H43ZM55 57V56H54ZM64 57V56H63ZM75 57V56H74ZM73 57V58H74ZM81 57H83V56H81ZM184 57V56H183ZM190 57V56H189ZM208 57V59L207 60H209V62H210V58ZM219 57V56H218ZM230 57V58H231ZM248 57V56H247ZM258 57V56H257ZM261 57V56H260ZM259 57V58H260ZM7 58V57H6ZM34 58V57H33ZM40 58V57H39ZM46 58L44 59V60H46ZM72 58V59H73ZM173 58H175V59H173ZM187 58V57H186ZM191 58V57H190ZM195 58V57H194ZM211 58V59H212ZM234 58V57H233ZM233 58H231V60L233 59ZM236 58H237V56H236ZM240 57H238V59H239ZM243 58V57H242ZM15 59V58H14ZM17 59V58H16ZM54 59H56V57L54 58ZM77 59H79V58H77ZM84 59H85V57H84ZM181 59V58H180ZM222 59H224V61L226 60L225 58H222ZM244 59H246L245 58V56H244ZM258 59V58H257ZM263 58L261 57V60H262ZM37 60V59H36ZM69 59H67V61H68ZM196 60H194V61H196ZM204 60V61H203ZM227 60H228V62H229V58H227ZM226 60V61H227ZM6 61L7 60H5V63H6ZM22 61V60H21ZM26 61H28V60H26ZM26 61H24L25 63H26ZM50 61V60H49ZM54 61V60H53ZM59 61V60H58ZM61 61V60H60ZM85 61V60H84ZM189 61H191V60H189ZM221 62V64H220V62ZM225 61V62H226ZM233 61V60H232ZM239 60H237V62H238ZM241 61V60H240ZM240 61H239V63H240ZM243 61V60H242ZM258 61L260 62V60L258 59ZM263 61V60H262ZM55 63H56V61H54ZM68 62H70V61H68ZM74 62V61H73ZM73 62H72V64H73ZM86 62H88V60H86ZM175 62V61H174ZM177 62V61H176ZM179 63L177 64V66H178V68L180 69V60L178 61ZM183 62V61H182ZM186 62V61H185ZM206 62V61H205ZM228 62L226 63L227 64V66H229L228 65ZM18 63V62H17ZM24 63V64H25ZM29 63V62H28ZM53 63V62H52ZM54 63V64H55ZM82 63V62H81ZM80 63V64H81ZM83 63H82V67H84V68H86L85 66H83ZM184 63V62H183ZM51 64V63H50ZM53 64V65H54ZM60 64V63H59ZM68 64V63H67ZM205 64V63H204ZM230 64H232L231 62H230ZM259 64V63H258ZM264 64V63H263ZM11 65V64H10ZM25 65H28V64H25ZM61 65V64H60ZM69 65V64H68ZM77 65V64H76ZM181 65H183V64H181ZM195 65H193V62H192V66H194V69H196L197 67L195 66ZM225 65V64H224ZM260 65V64H259ZM262 65V64H261ZM8 66V65H7ZM17 66H18V64H17ZM55 66V65H54ZM74 66H75V63H74ZM78 66H80V65H78ZM176 66V65H175ZM184 66V65H183ZM192 66H191V68H192ZM205 66V67H206ZM263 66V65H262ZM5 67V66H4ZM27 67V66H26ZM43 67H45V65H43ZM42 67V68H43ZM53 66H51V68H52ZM69 67H70V65H69ZM77 67V66H76ZM127 67H130V66H127ZM182 67V66H181ZM188 67V66H187ZM264 67V66H263ZM10 68V67H9ZM31 68V67H30ZM59 68V67H58ZM175 68V67H174ZM225 68V67H224ZM11 69V68H10ZM26 69V71H28L27 69H28V67L27 68H25ZM74 69V68H73ZM83 69V68H82ZM131 69V68H130ZM134 69V68H133ZM188 69H189V67H188ZM198 69H196V70H198ZM206 69H208V68H206ZM226 69H228V67H226ZM225 69V70H226ZM264 69V68H263ZM30 70V69H29ZM45 70V69H44ZM50 70H52V69H50ZM67 69L66 68H62L61 67V69H58L57 71H56V73H55V75L53 74V72L51 73L52 75H54V77H52L51 79V81L53 82V84L50 82L49 84H52V85H54V86H56V87H58L57 85H59L58 83H60V80H61V77L62 76H64L63 74H64V71H66ZM70 70H72V69H70ZM132 70V69H131ZM135 70V69H134ZM138 70V69H137ZM223 70V69H222ZM33 71V70H32ZM31 71V72H32ZM68 71V70H67ZM66 71V72H67ZM75 71V70H74ZM125 71H127V70H125ZM179 71V70H178ZM183 71V70H182ZM190 71V70H189ZM224 71V70H223ZM223 71H221V72H223ZM29 72V71H28ZM48 72L50 73V71H48L47 70V75H48ZM84 72L85 71H83V73L82 74H84ZM131 72V71H130ZM135 72V71H134ZM134 72H132V73H134ZM137 72V71H136ZM221 72H220V75H223V74H225V73H222L221 74ZM225 72V71H224ZM260 72H264V70L262 71V70H259V75L261 74H263V73H260ZM30 73V72H29ZM188 73V72H187ZM6 74V73H5ZM10 74V73H9ZM42 75V77H44V73H41ZM76 74V73H75ZM128 74L130 75L131 73H129V71H128ZM218 74H219V71H218ZM255 74H257V73H255ZM8 75V74H7ZM6 75V76H7ZM21 75V74H20ZM29 75V74H28ZM25 76V79H26V81L28 82V83H24L23 84V86H24V89H25V91H26V95H25V97H29L30 95H31V93L32 92H30V91H32L33 90V88L31 87V82H30V80L32 81V79H30L31 77L30 76ZM80 75V74H79ZM87 75V74H86ZM133 75H135V73L133 74ZM180 75H181V73H180ZM180 75H178V76H180ZM182 75H184V73L182 72ZM204 75V74H203ZM230 75V74H229ZM11 76V75H10ZM40 76V75H39ZM39 76H37L38 77V82H39ZM49 76H51V75H49ZM128 76V75H127ZM132 76V74L130 75V77ZM208 76V78H206ZM218 76V75H217ZM257 76V75H256ZM19 77V76H18ZM17 77V78H18ZM22 77V76H21ZM46 77V76H45ZM48 77V76H47ZM67 77V76H66ZM86 78V76L84 75L83 77H81L80 79H82V78ZM130 77H128V78H130ZM133 77V76H132ZM224 77H226V75L224 76L223 75V78ZM229 77V76H228ZM23 78V77H22ZM180 78V77H179ZM178 78V79H179ZM185 78V77H184ZM197 78L199 79H201L200 80V82H199V80H197ZM203 78V79H202ZM262 78V77H261ZM48 79H50V77H48ZM63 79V78H62ZM155 79V78H154ZM181 79H182V77H181ZM188 79V78H187ZM192 80H194L193 78H191ZM263 79H264V76H263ZM23 80V79H22ZM34 80H36L35 78H34ZM33 80V81H34ZM36 80V81H37ZM46 80H47V78H46ZM76 80V79H75ZM84 80V79H83ZM87 80L89 81V79L87 78ZM125 81H126V79H124ZM128 80H130V79H128ZM156 80V79H155ZM185 80V82H186V79H184ZM190 80V79H189ZM257 81H259V80H261V79H259V77H257V79H256ZM63 81V80H62ZM69 81V80H68ZM78 81V80H77ZM76 81V82H77ZM86 81V80H85ZM113 81V80H112ZM115 81H113V82H115ZM148 81V80H147ZM146 81V82H147ZM149 81H150V79H149ZM157 81H158V79H157ZM158 81V82H159ZM180 81V80H179ZM179 81H177V83L179 82ZM257 81L255 82V83H257ZM64 82H66V81H64ZM129 82V81H128ZM145 82V83H146ZM150 82H153V84H154V80L153 81H150ZM229 82H231V81H229ZM112 83V82H111ZM124 83V82H123ZM126 83V82H125ZM144 83V84H145ZM149 83V82H148ZM184 83V82H183ZM264 83V82H263ZM39 84H42V82H39ZM60 84H64V83H60ZM81 84H83V83H80V86H81ZM89 84H91V82L89 81V83L87 84V85H89ZM129 85H132V84H130V83H128ZM127 84V85H128ZM175 84H176V82H175ZM180 84H182V83H180ZM233 84V83H232ZM258 84L259 83H257V85L255 84V86H258ZM17 85V84H16ZM15 85V86H16ZM65 85V84H64ZM63 85V86H64ZM85 85V84H84ZM83 85V86H84ZM111 85V84H110ZM110 85H109V87H110ZM112 85H113V83H112ZM117 85V84H116ZM116 85H114V87L116 86ZM128 85V86H129ZM142 85V84H141ZM145 85H147V84H145ZM158 85H157V87H158ZM177 85H179V84H177ZM230 85V84H229ZM264 84H262L261 86H263ZM4 86V85H3ZM62 86V85H61ZM121 86V87H120ZM144 86V85H143ZM143 86L141 87L142 89H143ZM148 86H150V84L148 85ZM154 86H155V84H154ZM260 86V87H261ZM0 87H2V86H0ZM44 87V86H43ZM66 87V86H65ZM74 87H77V86H74ZM89 87V86H88ZM107 88H108V85L106 86ZM113 87V88H114ZM123 87H124V85H123ZM131 87V86H130ZM130 87H129V89H130ZM134 87V86H133ZM140 87V86H139ZM138 87V88H139ZM156 87V86H155ZM156 87V88H157ZM175 87H177V86H175ZM174 87V89H176ZM181 87V86H180ZM179 87V88H180ZM186 87V88H187ZM20 87H18V89H19ZM90 88V87H89ZM116 88V87H115ZM114 88V90H116ZM119 88H117V89H119ZM141 88H139V89H141ZM153 86H152V84H151V87L149 88L150 89V91H148V92H151V91H153ZM155 88V89H156ZM167 88V89H166ZM178 88V87H177ZM257 88V87H256ZM263 87H261V89H262ZM31 89V90H30ZM49 90H47V88H46V90L48 91V94H47V92H46V94L47 95H49V100L50 101H54V100H56V99H58V97H59V94H60V92H58V90L56 91V89L52 86L51 88H48ZM63 89H64V87H63ZM84 89V88H83ZM101 89V88H100ZM110 89H112V88H110ZM110 89H109V91H110ZM123 89V88H122ZM132 89H134V88H132ZM139 89H138V91H139ZM148 89V90H149ZM152 89V90H151ZM154 89V91H156ZM166 89V90H165ZM181 89H182V87H181ZM241 89V88H240ZM260 89V90H261ZM264 89V88H263ZM262 89V90H263ZM35 90V89H34ZM38 90V89H37ZM40 90V89H39ZM90 90H92V89H90ZM104 90V89H103ZM106 90V89H105ZM108 90V89H107ZM113 90V89H112ZM126 90H127V88H126ZM131 90V89H130ZM173 90V89H172ZM2 90H1V88H0V92H1ZM17 91V90H16ZM19 91V90H18ZM66 91V90H65ZM79 91V90H78ZM84 91V90H83ZM87 91V90H86ZM96 91V90H95ZM98 91V90H97ZM119 91H120V89H119ZM124 91V90H123ZM138 91L136 92H133V90H132V92L135 94V93H137L136 95H138ZM141 92H142V90H140ZM145 91V90H144ZM147 91V90H146ZM158 91V90H157ZM159 91V92H160ZM181 91V90H180ZM36 92H38V91H36ZM35 92V93H36ZM41 92V91H40ZM64 92V91H63ZM79 92H81V91H79ZM93 93H94V91H92ZM100 93H101V90L99 91ZM121 92H122V90L120 91V96H121ZM131 92V93H132ZM141 92H139V94L141 93ZM260 93H261V91H259ZM259 92H258V95H259ZM35 93H32V95L33 94H35ZM43 93V92H42ZM88 93V92H87ZM100 93H98L99 95L98 96H100ZM102 93H103V91H102ZM101 93V94H102ZM107 93V92H106ZM115 93V92H114ZM113 93V94H114ZM123 93V92H122ZM129 93H130V91H129ZM144 93V92H143ZM172 93V94H171ZM263 93V92H262ZM44 94V93H43ZM78 94H80V93H78ZM83 94V93H82ZM85 95H87L86 94V92L84 93ZM95 94V93H94ZM109 94V93H108ZM108 94H106V95H108ZM116 94H119V93H117V91H116ZM115 94V97H114V95L112 96V100L114 99V98H116V95ZM125 94V93H124ZM123 94V95H124ZM126 94H127V92H126ZM145 94H147V93H145ZM144 94V95H145ZM157 94H158V92H157ZM173 94H176L177 95V97L175 96V95H173ZM4 95V94H3ZM3 95L1 94L0 95V122L1 123H3V125L6 127V129H5V132H7V128L10 126V121H11V119L14 117V124H16V122H17V120L19 119V118H21V117H23V114L25 113V110H24V107L23 106H21L20 107V109H16V110H14V106H15V103H11V100L9 99V98H6V97H3ZM8 95V94H7ZM18 95V94H17ZM21 95V94H20ZM23 95V94H22ZM23 95V96H24ZM37 95V94H36ZM67 95V94H66ZM74 95H75V93H74ZM84 95V96H85ZM90 95H91V92H90ZM97 95V94H96ZM136 95H134V96H136ZM141 95H142V93H141ZM148 95H149V93H148ZM172 95H173V97L174 98H172ZM256 95H257V93H256ZM257 95V96H258ZM45 96V95H44ZM83 96V95H82ZM89 96V95H88ZM102 96V95H101ZM103 96H105V94L103 95ZM109 96H110V94H109ZM130 96V94L128 95V97ZM139 97H140V95H138ZM147 96V95H146ZM14 97V96H13ZM12 97V98H13ZM17 97V96H16ZM20 97H22V96H20ZM41 97V96H40ZM70 97H73V96H71V94H70ZM79 97H81V94H80V96ZM91 97V96H90ZM111 97V96H110ZM114 97V98H113ZM122 97V96H121ZM138 97V98H139ZM149 97H150V95H149ZM158 97H160V99H158ZM259 97V96H258ZM31 98H33V97H31ZM30 98V99H31ZM46 98V97H45ZM88 98V97H87ZM92 98H93V96H92ZM91 98V100H94V98L92 99ZM120 98V97H119ZM123 98V100H124V97H122ZM144 98H145V96H144ZM260 98H262L261 96L259 97V99L258 100H260ZM14 99V98H13ZM23 99V98H22ZM21 99V100H22ZM30 99H27L26 98V100L28 101V100H30ZM110 98H109V100H111ZM121 99V98H120ZM141 99H143V98H141ZM141 99H139V101L141 100ZM173 99H175V100H173ZM256 99V98H255ZM254 99V100H255ZM63 100V104H64V99H62ZM72 100H74V99H72ZM78 100V99H77ZM87 100H89V101H91L90 99H87ZM115 100V99H114ZM119 99L117 98L116 99V101H118ZM127 100V99H126ZM147 101H148V99H146ZM155 100V99H154ZM14 101V100H13ZM25 101V98L23 99V102ZM104 101V100H103ZM135 101V100H134ZM137 101V100H136ZM139 101H138V103H139ZM151 101H149V104L151 103ZM159 101V102H160ZM185 101V102H184ZM252 101V100H251ZM66 102V101H65ZM78 102V101H77ZM105 102V101H104ZM112 102V101H111ZM120 101H118V103H119ZM121 102H122V100H121ZM123 102H125V101H123ZM153 102V101H152ZM159 102L157 101V103L159 104ZM249 102V101H248ZM264 102V101H263ZM16 103H17V101H16ZM46 103V102H45ZM45 103H44V105H45ZM76 103V102H75ZM99 103H101V102H99ZM99 103H98V105H99ZM126 103H127V101H126ZM125 103V104H126ZM137 103V102H136ZM141 103V102H140ZM142 103H143V101H142ZM147 103V102H146ZM154 103H156V101L154 102ZM154 103H153V105L152 106H154ZM156 103V104H157ZM260 103H262V102H260ZM26 104H27V102H26ZM25 104V105H26ZM47 104V103H46ZM51 104V103H50ZM72 104H73V102H72ZM80 104V103H79ZM103 104V103H102ZM105 104V103H104ZM110 104H112V103H110L109 102V106H110ZM121 104V103H120ZM145 104V103H144ZM148 104V103H147ZM157 104V105H158ZM173 105V106H175L176 107V105ZM23 105V104H22ZM28 105V104H27ZM75 105V104H74ZM78 105V104H77ZM93 105V104H92ZM97 105V104H96ZM96 105H95V107H96ZM101 105V104H100ZM116 105V104H115ZM129 105V104H128ZM141 105V104H140ZM187 105V106H186ZM76 106V105H75ZM106 106H107V104H106ZM143 105H141L140 107H138V110H139V108H141ZM152 106H150V110H151V108H152ZM159 106V105H158ZM173 106H172V108H173ZM186 106V107H185ZM249 106V107H248ZM260 106V105H259ZM19 107V106H18ZM26 107L27 106H25V109H26ZM31 107H33V106H31ZM63 107V106H62ZM65 107V106H64ZM77 107V106H76ZM94 107V106H93ZM92 107V108H93ZM105 107V106H104ZM103 107V108H104ZM147 107V106H146ZM155 107V106H154ZM162 107H164V106H162ZM161 106H160V110H162L161 108H162ZM165 107V108H166ZM171 107V106H170ZM185 107V108H184ZM29 107H27V109H28ZM36 108V107H35ZM78 108V107H77ZM90 108V107H89ZM99 108V107H98ZM102 108V106H100V109ZM101 109V110H105V109ZM135 108V107H134ZM144 108V107H143ZM147 108H149V106L147 107ZM172 108H169V109H171V110H169V111H173L172 110ZM182 108V107H181ZM33 109V108H32ZM81 109V108H80ZM100 109H99V113L98 114H100ZM115 111H116V109H115V107L113 108ZM113 109L111 108V111H113ZM118 109V108H117ZM127 109H128V107H127ZM137 109V108H136ZM142 109V108H141ZM146 109V108H145ZM145 109H143L144 111H145ZM152 109H154V108H152ZM155 109H156V107H155ZM158 109V108H157ZM155 110L156 111V113H155V115H157L158 113L160 114V117L162 116L163 117V115H164V113L165 114H167V112H169L168 111V109H167V111H165V112H163V114L161 113V112H159L158 110ZM179 109V108H178ZM124 110V109H123ZM130 110V109H129ZM133 110H135V109H133ZM133 110H132V112H133ZM147 110V109H146ZM176 110V109H175ZM251 110V111H250ZM106 112H107V110H105ZM137 110H135L134 112H136ZM140 111V110H139ZM142 111V110H141ZM148 111V110H147ZM151 111H153V110H151ZM150 111V112H151ZM162 111H164V108H163V110ZM43 112V111H42ZM97 112V110L94 112V114H97L96 113ZM131 112V113H132ZM133 112V113H134ZM146 112V111H145ZM145 112H143L142 111V113H144L143 115H145L146 116V113ZM149 112V115H151L152 113H150ZM86 113V112H85ZM88 113V112H87ZM105 112H103V113H101V115L103 114V115H105L104 114ZM109 113H110V111H109ZM112 113V112H111ZM115 112H113L112 114H114ZM130 113V114H131ZM137 113V112H136ZM136 113H135V115H136ZM142 113H141V115H142ZM154 113H153V115L151 116V117H148L149 119H152V117H154L155 115H154ZM170 113V112H169ZM45 114V113H44ZM73 114V113H72ZM122 114V113H121ZM139 114V113H138ZM137 114V115H138ZM162 114V115H161ZM171 114V113H170ZM176 114V113H175ZM174 114V115H175ZM183 114H181L182 115V118H183ZM68 115V114H67ZM80 115V114H79ZM78 115V116H79ZM90 115V114H89ZM101 115H99L98 117H100ZM102 115V116H103ZM108 115V114H107ZM110 115V114H109ZM127 115V114H126ZM134 115V116H135ZM140 115V116H141ZM142 115V116H143ZM148 115V114H147ZM174 115L172 116V117H169L168 119H170V118H173L174 117ZM81 117L83 116V115H80ZM91 116H93V114L91 115ZM91 116H87L88 117V119L91 117ZM94 116H96V115H94ZM94 116H93V118H94ZM123 116H125V115H123ZM129 116V115H128ZM132 116V115H131ZM139 116V115H138ZM168 116H170L169 114L167 115V117ZM69 117V116H68ZM98 117H95V119L93 120L94 122H96V118L98 119ZM130 117V116H129ZM128 117V118H129ZM161 117V119L163 120V118L164 119H166L167 117H166V115L162 118ZM166 117V118H165ZM86 118V117H85ZM104 118V117H103ZM107 118V117H106ZM140 119H141V117H139ZM143 118V117H142ZM145 118H147V116L145 117ZM147 118V119H148ZM156 118H158V117H156ZM181 118V117H180ZM102 117L100 118V120H98L96 123H92V126H93V124H95V126L97 125V123L98 124H101L102 122ZM123 119V118H122ZM126 119V118H125ZM140 119H139V121H140ZM160 119V118H159ZM135 120V119H134ZM154 120V119H153ZM157 120V119H156ZM161 120V121H162ZM176 120V119H175ZM175 120H172L171 119V121H174L175 122ZM178 120H180V119H178ZM181 120H183V119H181ZM57 121V120H56ZM86 122H88L89 120H85ZM108 121H109V119H108ZM143 121H144V118H143ZM160 121V122H161ZM167 123H168V125H169V121H167V119L165 120ZM24 122V121H23ZM85 122V123H86ZM100 122V123H99ZM105 122H107V120L105 121ZM141 122V121H140ZM145 122V121H144ZM144 122H141V124L142 123H144ZM149 122H150V120H149ZM154 122V121H153ZM158 122V126H155V127H160L159 128V130L157 129V131H160V129L163 131L164 129H162V127L164 126V123L165 122H163V125L159 122V121H157ZM157 122L155 121L154 122V124H156L157 125ZM74 122H72V124H73ZM91 124V122H88V124ZM108 123V122H107ZM148 123V122H147ZM159 123L161 124V125H159ZM175 123H177V122H175ZM174 123V124H175ZM182 123H185L184 125H182ZM87 124V123H86ZM87 124V125H88ZM89 124V127L91 126ZM105 123L103 122V124H101V126L102 125H104ZM150 123H148V125H149ZM153 124V123H152ZM154 124L152 125V127H154ZM178 124V123H177ZM79 125V124H78ZM144 125H146V123H144ZM148 125H146V126H148ZM165 125H167L166 123H165ZM170 125L171 126H168L167 127V129L169 128V127H173L172 126V124H171V122H170ZM182 125V126H181ZM99 126V125H98ZM104 127H106V125L105 126H102V128H104ZM151 127V126H150ZM155 127H154V129H155ZM165 127V130H166V126H164ZM99 128H100V126H99ZM107 128V127H106ZM105 128V129H106ZM135 128V127H134ZM143 129V131L145 130V129H147V128H145V126H143L142 127ZM145 128V129H144ZM78 129V128H77ZM84 129H86V127L84 128ZM137 129H139V128H137ZM155 129V130H156ZM12 130V129H11ZM80 130H81V128H80ZM102 130V129H101ZM152 130V129H151ZM164 130V131H165ZM169 130H170V128L168 129V132H169ZM174 130H175V128H174ZM75 131V130H74ZM82 131V130H81ZM96 131H97V129H96ZM147 131H149V126H148V130ZM157 131H155V132H157ZM161 131V132H162ZM163 131V132H164ZM167 131V130H166ZM172 131H173V129H172ZM78 132V131H77ZM122 132V131H121ZM150 132V131H149ZM153 132V131H152ZM168 132H166L167 134H168ZM175 132V131H174ZM4 133V132H3ZM92 133V132H91ZM99 133V132H98ZM102 133V132H101ZM123 133V132H122ZM145 133V132H144ZM144 133H142V134H144ZM160 133V132H159ZM159 133L158 134H156V135H158L159 136ZM165 133V134H166ZM170 133V132H169ZM6 134V133H5ZM84 134V133H83ZM141 134V133H140ZM141 134V136H143ZM148 134H150V136H152V133L150 132V133H148ZM147 133H145L144 135L147 137H145L147 140H149V138H150V136H149V138H148V135ZM162 134V133H161ZM166 134V135H167ZM124 135V134H123ZM155 135V136H156ZM169 135H171V134H169ZM83 136V135H82ZM140 136V135H139ZM3 137V136H2ZM74 137V139L76 138V136H73ZM163 137H164V135H163ZM171 137V136H170ZM170 137L168 136V140H170ZM85 138V137H84ZM134 138V137H133ZM144 138V139H145ZM154 138H157V136L156 137H154V133H153V138H152V141H151V143H153V142H155V141H153L154 140ZM161 138V137H160ZM173 138V137H172ZM20 139V138H19ZM139 139L141 140V137H139ZM143 139V137H142V141L144 142L145 140ZM159 139V138H158ZM157 139V140H158ZM166 139H167V137H166ZM146 140V141H147ZM151 140V139H150ZM149 140V141H150ZM156 140V139H155ZM162 140V139H161ZM163 140H164V138H163ZM4 141V140H3ZM10 141V140H9ZM89 141V140H88ZM142 141H141V143L139 142V144H142L141 145V148L142 147H144L143 149L144 150H146L148 147H149V143H148V147L146 148V146H147V143H146V145L145 144H143L142 143ZM145 141V142H146ZM165 141V140H164ZM164 141H160L161 142V145H160V147L162 146L163 147V144L165 143ZM76 142V141H75ZM148 142V141H147ZM164 142V143H163ZM170 142V141H169ZM169 142L168 141H166V145L167 144H169ZM177 142V143H176ZM14 143V142H13ZM74 143V142H73ZM163 143V144H162ZM171 143V142H170ZM74 144H77V143H74ZM83 144V143H82ZM155 144V143H154ZM153 144V145H154ZM78 145V144H77ZM144 145V146H143ZM153 145H150V149H151V146H152V148H154L155 146H157V150H158V152H159V148H158V145H159V142H158V145L157 144H155L154 146ZM171 145V144H170ZM127 145L125 144V147H126ZM172 146V145H171ZM174 146H172L173 148H174ZM166 147H168V146H166ZM81 148V147H80ZM139 148V147H138ZM146 148V149H145ZM165 148V147H164ZM223 148H226L225 150L227 151V149H228V151H230L233 155H231V154H229L230 156H232V157H234V156H237V158H238V160H240V161H244L243 159H246L247 161H244L243 163H241V162H237V164H239V165H237V167L238 168H233V170H231L229 167H228V165L227 164H221V165H219L218 164V162L216 161V162H209L208 164H205V165H203V163H204V161H203V163L201 164V160L203 159V158H207V159H209V158H211L212 156L214 157V158H217V154L220 152V150L221 149H223ZM143 149H142V152H144L143 151ZM149 148H148V150H150ZM154 149H156V147L154 148ZM153 149V150H154ZM175 149H177V148H175ZM156 150V151H157ZM160 150H161V148H160ZM168 150H169V147L167 148V150H166V152H168ZM171 150V149H170ZM178 150V149H177ZM176 150V151H177ZM72 151V150H71ZM162 151V150H161ZM165 151V150H164ZM69 152H70V150H69ZM82 152V151H81ZM81 152H79V153H81ZM147 152V151H146ZM150 151H148L147 152V154L148 155H151L150 153L152 152H150ZM155 152V151H154ZM171 151H169V153H170ZM98 153V152H97ZM137 153V152H136ZM153 153V152H152ZM168 153V154H169ZM227 153H229V152H227ZM89 154V153H88ZM138 154H139V152H138ZM166 153H164L163 152V155H162V153L160 154V153H156V155H162L163 156V158L164 157H167L166 155H165ZM167 154V155H168ZM77 155V154H76ZM75 155V156H76ZM87 155V154H86ZM100 155V154H99ZM141 155H142V153H141ZM145 154L143 153V156H144ZM155 155V154H154ZM142 156V157H143ZM152 156H153V154H152ZM152 156H148L149 158H151ZM229 156V157H230ZM78 157V156H77ZM80 157V156H79ZM101 157V156H100ZM108 157H110V156H108ZM124 157V156H123ZM126 157V156H125ZM128 157V156H127ZM139 157V156H138ZM145 157V156H144ZM143 157V158H144ZM146 157H147V155H146ZM148 157L147 158H145L146 160L148 159ZM157 157V156H156ZM221 157V156H220ZM85 159H83V161L85 160H87L86 159V156L84 157ZM90 158V157H89ZM122 158V157H121ZM155 158V157H154ZM154 158H152V159H154ZM163 158L161 159V160H163ZM235 158V157H234ZM79 159V158H78ZM110 159V158H109ZM137 159V158H136ZM145 159H144V162L143 163H141L142 165L143 164H145L144 166H146V163L148 162H145ZM156 159V158H155ZM154 159V160H155ZM206 159V160H207ZM80 160H82V159H80ZM91 160V159H90ZM105 160H106V158H105ZM111 160H115V159H111ZM141 160V159H140ZM139 160V161H140ZM151 160V159H150ZM154 160H151L150 162H149V164L150 163H153V162H155ZM205 160V161H206ZM83 161H81V162H83ZM103 161H104V159H103ZM121 161V160H120ZM130 161V160H129ZM139 161H138V164H139ZM142 161V160H141ZM153 161V162H152ZM229 161V159L227 158V161H225L226 163ZM106 162V161H105ZM104 162V163H105ZM112 162V161H111ZM162 162V163H161ZM87 164H88V161L86 162ZM85 162L83 163V164H86ZM96 163V162H95ZM99 164H101L100 162H98ZM97 163V164H98ZM114 163V162H113ZM112 163V164H113ZM120 163V162H119ZM124 163H126V162H124ZM229 163V162H228ZM120 165V164H119ZM141 165V166H142ZM73 166V165H72ZM86 166V165H85ZM89 167H90V165H88ZM88 166H86V167H88ZM149 166H151V164L149 165ZM148 166V164H147V168H149V170H150V168L151 167H149ZM201 166V167H200ZM204 166V167H203ZM88 167V168H89ZM95 167H96V165H95ZM100 167V166H99ZM103 167V166H102ZM143 167V166H142ZM155 167H157V169L155 168ZM198 167H200L201 169H202V172H201V170H199L200 168H198ZM88 168H87V170H88ZM93 168H94V166H93ZM98 168V167H97ZM120 168H121V166H120ZM124 168H125V166H124ZM127 168V167H126ZM92 169V168H91ZM104 169V168H103ZM127 169H129V168H127ZM141 169H143V168H141ZM146 169V167L144 168V170ZM158 169L160 170V174L158 173L159 171H158ZM197 169V170H196ZM90 170V169H89ZM121 170V169H120ZM138 170V169H137ZM152 170V169H151ZM7 171V170H6ZM12 171V170H11ZM93 171V170H92ZM95 171H96V169H95ZM147 171H148V169H147ZM161 171H164V172H166V173H161ZM200 171V172H199ZM9 172V171H8ZM98 173H99V171H97ZM149 172H151V171H149ZM169 172V173H168ZM93 173V172H92ZM142 173V172H141ZM84 174H85V171H84ZM87 174H89V173H87ZM86 174V175H87ZM97 174V173H96ZM124 174V173H123ZM145 174V173H144ZM152 174H153V170H152ZM151 174V175H152ZM201 174V175H200ZM3 175V174H2ZM98 175V174H97ZM128 175V174H127ZM143 175V174H142ZM156 174H154V176L153 177H156L155 176ZM89 176H90V174L88 175V177L87 178H89ZM92 176L93 175H91V178H92ZM163 176V175H162ZM199 176H201V177H199ZM95 177V176H94ZM127 177V176H126ZM98 177H96V179H97ZM130 178V177H129ZM128 178V179H129ZM137 178V177H136ZM164 178V177H163ZM93 179V178H92ZM122 179V178H121ZM142 179V178H141ZM148 179H149V177H148ZM152 179H154L153 181H155V178H152ZM263 179H264V177H263ZM126 180V179H125ZM90 181H91V179H90ZM122 181V180H121ZM145 181V180H144ZM160 181H159V184H160ZM163 181V180H162ZM164 181H165V178H164ZM163 181V182H164ZM10 182H11V180H10ZM56 182V181H55ZM97 182V181H96ZM96 182H94V183H96ZM119 182H120V179H119ZM124 182V181H123ZM152 182V181H151ZM126 183V182H125ZM131 183V182H130ZM1 184H2V182H1ZM123 184V183H122ZM212 184V185H211ZM9 185V184H8ZM8 185H7V187H8ZM28 185V184H27ZM163 185H165L164 183L161 185L162 187H163ZM217 185H221V188H220V186H219V188H216V186ZM10 186V185H9ZM140 186V185H139ZM209 186V187H208ZM12 186H10V188H11ZM162 187L160 188V190H162ZM179 187V188H178ZM164 188V187H163ZM167 188H165V189H167ZM2 189V188H1ZM0 189V190H1ZM138 189V188H137ZM144 189V188H143ZM143 189H141V190H143ZM167 189V190H168ZM175 189V190H174ZM14 190V189H13ZM120 190V189H119ZM131 190V189H130ZM191 190H190V194H192L191 193ZM209 190H211L212 191V194H206V193H208L209 192ZM148 191V190H147ZM165 192V190L163 189L161 192H160V194L162 193V192ZM261 191V190H260ZM263 191H264V188H263ZM119 192V191H118ZM163 192V193H164ZM241 192V191H240ZM136 193V192H135ZM139 193V192H138ZM162 193V194H163ZM166 193V192H165ZM165 193H164V195H165ZM167 193V194H168ZM194 193V192H193ZM61 194V193H60ZM120 194V193H119ZM134 194V193H133ZM140 194V193H139ZM161 194V195H162ZM196 194H195V196H196ZM130 195V194H129ZM10 196V195H9ZM137 196V195H136ZM147 196V195H146ZM158 196V195H157ZM195 196H193V197H195ZM212 196V197H213ZM149 197V196H148ZM196 197V198H197ZM221 197V198H222ZM114 198V197H113ZM116 198V197H115ZM127 198V197H126ZM153 198V197H152ZM157 198V197H156ZM165 198L167 199V196H165ZM196 198H193V199H191L192 201L193 200H195ZM210 199H211V197H209ZM254 198V197H253ZM118 199V198H117ZM146 199V198H145ZM163 199V198H162ZM165 199V200H166ZM235 199V198H234ZM3 200V199H2ZM11 200V199H10ZM120 200V199H119ZM158 200V199H157ZM156 200V201H157ZM115 201V200H114ZM150 201H152V199L150 200ZM191 201V202H192ZM197 201H200V199L198 200V198H197ZM167 202V201H166ZM193 202H195V201H193ZM227 202V201H226ZM106 203V202H105ZM196 203V202H195ZM195 203H191V205H194ZM205 203V202H204ZM107 204V203H106ZM137 204V203H136ZM208 204H209V202H208ZM225 204V203H224ZM133 205V204H132ZM184 205V204H183ZM197 205H199L198 204V202H197ZM1 206V205H0ZM179 206V205H178ZM187 206V205H186ZM203 206V205H202ZM201 206V208H204V207H202ZM226 206V205H225ZM232 206V205H231ZM234 206V205H233ZM232 206V207H233ZM123 207V206H122ZM126 207V206H125ZM130 207V206H129ZM133 207V206H132ZM145 207H147V206H145ZM160 207V206H159ZM163 207V206H162ZM161 207V208H162ZM181 207V206H180ZM193 208H194V206H192ZM210 207V206H209ZM221 207H222V205H221ZM229 207V206H228ZM228 207H226V208H228ZM109 208V207H108ZM116 208V207H115ZM118 208V207H117ZM168 208V207H167ZM192 208V209H193ZM200 208V207H199ZM199 208H198V206H197V210H199ZM216 208V207H215ZM231 208V207H230ZM230 208H228V209H230ZM234 208V207H233ZM164 209V208H163ZM176 209V208H175ZM195 209H196V206H195ZM195 209H193V210H191L190 212H189V209L187 208V210H188V212L191 214V215H193V214H196L198 211L197 210H195ZM147 210V209H146ZM177 210V209H176ZM185 210H186V208H185ZM187 210H186V212H187ZM201 210V209H200ZM202 210H204V209H202ZM220 210V209H219ZM218 210V211H219ZM225 210V209H224ZM242 210V209H241ZM104 211V210H103ZM162 211V210H161ZM167 211V210H166ZM175 211V210H174ZM197 211V212H196ZM211 211V210H210ZM221 211V210H220ZM247 211V210H246ZM1 212V211H0ZM122 212V211H121ZM132 212V211H131ZM145 212V211H144ZM171 212H173V210L171 211ZM175 212H178V211H175ZM183 212V211H182ZM201 212V211H200ZM200 212H198V213H200ZM214 212H215V210H214ZM224 212V211H223ZM2 213V212H1ZM153 213V212H152ZM179 213H181V211L179 212ZM59 214V213H58ZM0 215H2V214H0ZM72 215V214H71ZM70 215V216H71ZM116 215V214H115ZM190 215V216H191ZM197 215V214H196ZM200 215V214H199ZM220 215H222V214H220ZM237 216L235 217V219L234 220H227V221H222L223 223H221V224H223V227H224V229H232V230H242V228H243V226H242V222H244V220H245V214H244V212L242 213L241 211L240 212H238L237 214H236ZM248 215V214H247ZM124 216V215H123ZM186 216V215H185ZM189 216V215H188ZM188 216H186V218L188 217ZM219 216V215H218ZM223 216V215H222ZM101 217V216H100ZM181 217V216H180ZM229 217V216H228ZM230 217H231V215H230ZM73 218V217H72ZM178 218V217H177ZM248 218V217H247ZM160 219V218H159ZM189 219H190V217H189ZM199 219V218H198ZM149 220V219H148ZM155 220H157V219H155ZM195 220H197L196 218H195ZM69 221V220H68ZM120 221V220H119ZM180 221V220H179ZM188 220H186V222H187ZM174 222V221H173ZM193 222V223H192ZM200 222V221H199ZM67 223V222H66ZM70 223H72V221L70 220ZM113 223H115V222H113ZM123 223V222H122ZM182 223V222H181ZM190 222H188V224H189ZM191 226H190V224L188 225L189 226V229H188V232H187V230H186V227H185V231H186V233L184 234L183 233V237L181 236V237H177L178 239L179 238H181V239H183V240H181V244H184V245H182V246H184V247H182V246H178L179 247V249L181 248L182 250H184V249H186L189 245H194V244H197V245H203V242H205L207 239L208 240H210L209 238H210V236L212 237V239L214 240L215 239V237H217V235L216 234H219V232L217 233V229H215L214 231H211L210 230V228H209V231L207 230V229H205L204 230V228L203 229H200L198 226L200 225H198V223H196V221H193V220H191ZM205 223V222H204ZM218 223H219V221H218ZM67 224H69V222L67 223ZM66 224V225H67ZM185 224V223H184ZM105 225V224H104ZM124 225V224H123ZM126 225V224H125ZM70 226V225H69ZM72 226V225H71ZM71 226H70V228H71ZM74 226V225H73ZM72 226V227H73ZM98 226V225H97ZM101 226V225H100ZM187 226V225H186ZM188 226H187V228H188ZM201 226V225H200ZM123 227V226H122ZM222 227V228H223ZM69 228V227H68ZM102 228V227H101ZM126 228V227H125ZM214 228V227H213ZM76 229V228H75ZM74 229V227H73V231L75 230ZM183 230V229H182ZM75 231H77V230H75ZM102 231V230H101ZM112 231V230H111ZM122 231V230H121ZM177 231V230H176ZM216 231V232H215ZM117 232V231H116ZM177 232H179V231H177ZM206 232H208L207 234H209V235H204V236H206L205 237V239H203V234L202 233H206ZM257 232V231H256ZM76 233V232H75ZM106 233V232H105ZM103 234V233H102ZM182 234V233H181ZM200 234H201V236H200ZM258 236H259V234H261V238H260V245L258 246V247H256L257 249H255L256 250V252H255V258H254V264H260L261 262H263L264 260V255H263V251H264V229L263 230H261V231H259L258 233H256ZM109 235V234H108ZM108 235H106V236H108ZM124 235V234H123ZM221 235V234H220ZM105 236V237H106ZM256 236V235H255ZM128 237V236H127ZM257 237V236H256ZM256 237H255V241L257 240L256 239ZM98 238V237H97ZM123 238V237H122ZM91 239V238H90ZM100 239V238H99ZM176 239V238H175ZM174 239V240H175ZM110 240V239H109ZM108 240V241H109ZM158 240V239H157ZM259 240V239H258ZM99 241V240H98ZM104 241V240H103ZM107 241V240H106ZM118 241V240H117ZM177 240H175L174 242H176V245H177V243H179ZM201 241H202V243H201ZM94 242V241H93ZM110 242V241H109ZM173 242V243H174ZM101 243V242H100ZM106 243H108V242H106ZM206 243L208 244V242L206 241ZM212 243V242H211ZM257 243V242H256ZM79 244V243H78ZM99 244V243H98ZM111 244H112V242H111ZM210 244V243H209ZM259 244V243H258ZM162 245V244H161ZM170 245V246H169ZM169 245H167V247L165 248L166 250L164 251V252H161L162 253V257H161V259L159 260V263L160 262H162V261H165V262H162V264H176L174 261H176L175 259H176V254H178L177 252L179 251L178 250V247H176V246H171V245H173V244H169ZM213 245V244H212ZM80 246H81V243H80ZM85 246V245H84ZM86 246H88V245H86ZM166 246V245H165ZM81 247H83V246H81ZM88 247H90V246H88ZM109 247V246H108ZM205 247V246H204ZM87 248V247H86ZM107 248V247H106ZM117 248V247H116ZM184 248V249H183ZM189 248H192L191 246L189 247ZM80 249V248H79ZM91 249V248H90ZM89 249V250H90ZM95 249V248H94ZM111 250V249H110ZM189 249H186V252L188 251ZM81 251V250H80ZM82 252H83V250H82ZM113 252V251H112ZM130 252V251H129ZM84 253H85V250H84ZM154 253V252H153ZM176 253V254H175ZM182 253H184V251H182ZM107 254V252H105V255ZM109 254V253H108ZM107 254V255H108ZM152 254V253H151ZM85 255V254H84ZM106 255V256H107ZM109 255H111V254H109ZM153 255V254H152ZM182 255V254H181ZM113 256V255H112ZM183 256V255H182ZM94 257H95V255H94ZM120 257V256H119ZM128 257V256H127ZM130 257V256H129ZM152 257V256H151ZM159 257V258H160ZM177 257H179V256H177ZM181 257V256H180ZM84 258H86V257H84ZM99 258V257H98ZM107 258V257H106ZM110 258V257H109ZM113 258V257H112ZM150 258V257H149ZM88 259V258H87ZM121 259V258H120ZM98 260V259H97ZM124 260H125V258H124ZM130 260V259H129ZM155 261H156V259H154ZM181 260V259H180ZM105 261V260H104ZM85 262V261H84ZM103 262V261H102ZM144 262H148L147 260L146 261H143V263ZM152 261H149V264L151 263ZM177 262V261H176ZM154 264L156 263V262H153ZM152 263V264H153ZM159 263H156V264H159ZM178 263H180V261L178 262ZM145 264V263H144ZM148 264V263H147Z\"/></svg>","mask_w":264,"mask_h":264}]
</instances>
